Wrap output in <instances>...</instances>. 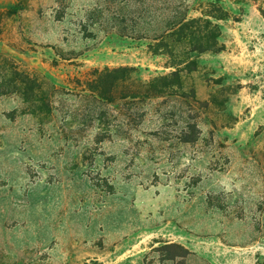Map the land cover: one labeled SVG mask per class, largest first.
Instances as JSON below:
<instances>
[{"label":"rangeland","instance_id":"rangeland-1","mask_svg":"<svg viewBox=\"0 0 264 264\" xmlns=\"http://www.w3.org/2000/svg\"><path fill=\"white\" fill-rule=\"evenodd\" d=\"M178 1L0 0V264H264V0H229L245 14L221 23L224 51L185 77L207 108L153 100L132 140L82 159L95 130L73 115L78 81L105 67L169 73L149 44ZM10 64L52 81V122L5 85ZM187 115L195 145L173 137ZM170 244L187 258L169 259Z\"/></svg>","mask_w":264,"mask_h":264},{"label":"trees","instance_id":"trees-1","mask_svg":"<svg viewBox=\"0 0 264 264\" xmlns=\"http://www.w3.org/2000/svg\"><path fill=\"white\" fill-rule=\"evenodd\" d=\"M169 6L167 13L161 14L160 26L149 44L152 54L166 58L167 68L171 70L169 73L145 80L139 67H105L94 70L90 79L78 81L79 90L75 96L80 98L84 108L74 111L73 115L78 124L95 130L92 139L95 152L87 148L82 159L85 160L88 154L95 155L97 148L105 142L132 140L133 133L145 124V105L153 100L179 99L192 111L208 107V102L199 101L195 89L186 85L185 77L200 68L202 56H216L224 51L221 23L239 21L245 14L244 7L234 8L229 0H195L191 8L186 0H181ZM190 10L198 12V15L191 16ZM91 14L101 18L104 9L98 3L91 9ZM262 15L264 17V10ZM5 80V85L22 99L26 112L38 124L53 121L55 90L49 78L18 71L10 64ZM112 106L124 109L125 113H121L124 117L119 115L120 111L112 110ZM183 118L184 126L173 137L183 145H195L202 132L195 117L187 115ZM161 120L167 121L168 117L162 115ZM149 134L159 136L166 132L164 127H157ZM92 182L106 192L113 190V185L106 180L100 183V180L92 178ZM165 248L173 252L174 257H168L171 260L178 257L184 260L189 254L179 245L170 244Z\"/></svg>","mask_w":264,"mask_h":264}]
</instances>
